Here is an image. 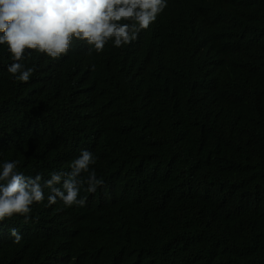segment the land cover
<instances>
[{
	"label": "trees",
	"instance_id": "1",
	"mask_svg": "<svg viewBox=\"0 0 264 264\" xmlns=\"http://www.w3.org/2000/svg\"><path fill=\"white\" fill-rule=\"evenodd\" d=\"M89 48L26 50L25 83L0 45V170L43 187L88 150L103 180L0 223V264H264V0H167L131 43Z\"/></svg>",
	"mask_w": 264,
	"mask_h": 264
},
{
	"label": "clouds",
	"instance_id": "2",
	"mask_svg": "<svg viewBox=\"0 0 264 264\" xmlns=\"http://www.w3.org/2000/svg\"><path fill=\"white\" fill-rule=\"evenodd\" d=\"M167 7V0H0V45H7L13 63L7 71L20 82H28L35 68L21 63L26 50L46 54L53 60L67 55L73 39L86 42L89 52L101 53L112 42L120 48L147 30ZM17 161H5L0 170V223L13 216L31 219L32 205L45 200L51 206L62 200L65 207H84L81 187L95 193L103 186L90 166L96 158L88 150L72 160L70 171L53 173L42 187L40 174L17 172ZM87 177L81 179V175ZM59 185V187L57 186ZM14 243L22 239L18 229H9Z\"/></svg>",
	"mask_w": 264,
	"mask_h": 264
}]
</instances>
